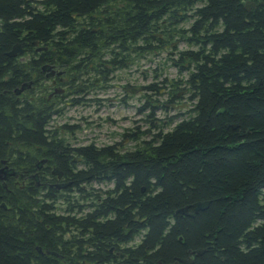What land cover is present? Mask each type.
<instances>
[{
	"label": "trees",
	"instance_id": "obj_1",
	"mask_svg": "<svg viewBox=\"0 0 264 264\" xmlns=\"http://www.w3.org/2000/svg\"><path fill=\"white\" fill-rule=\"evenodd\" d=\"M203 27L213 34L206 56L197 48ZM163 31L160 45L154 35ZM15 45L24 52L10 58ZM165 47V62L193 91L191 109L158 120L164 106L144 104L137 113L156 134L139 155L72 146L63 135L79 126L53 128L68 106L99 105L86 100L106 88L98 78L107 85ZM43 67L70 78L53 104ZM2 169L0 264H107L108 244L139 230L141 264L188 255L193 264H264V0H0ZM198 202L209 206L194 213ZM184 207L190 216L178 214ZM108 214L115 218L105 222Z\"/></svg>",
	"mask_w": 264,
	"mask_h": 264
},
{
	"label": "flooded vegetation",
	"instance_id": "obj_2",
	"mask_svg": "<svg viewBox=\"0 0 264 264\" xmlns=\"http://www.w3.org/2000/svg\"><path fill=\"white\" fill-rule=\"evenodd\" d=\"M207 29L205 27L202 28V32L200 35V41H199V45H198V51H205L206 47H203V45H205V43H209L210 41V36L213 34H207L205 33ZM221 31H224V27H217L216 29H214V34H219L221 33ZM154 37H157L160 45L166 44L167 43V37L164 34H158V35H154ZM175 43H171V47H174ZM209 45V44H208ZM166 48V47H165ZM167 49V48H166ZM208 54V51H205L204 55L206 56ZM205 60V59H203ZM154 71V70H153ZM51 72H54L53 76H50ZM156 72V70L154 71ZM58 73H61L60 75H58ZM47 75L49 76L48 78H46L45 82L48 85V91H47V99L46 101L50 104H53L56 100L59 99L60 96H63L65 94L68 93V86H69V81L70 78L67 77L66 72L63 71L60 68H52L50 71H47ZM160 75H158V73L156 72L154 74V78H160ZM184 76H182V80L184 81V86H183V90H178L175 91L173 89L174 86V82L176 80H169L166 79L167 84L165 86H163V88H161L158 93L152 91L150 89V87L152 86H157L158 84L160 86L161 83L163 82V80H159L158 82L156 80L152 81V83H150L147 86H142L141 88H136L133 85H125L121 90L123 95H120L118 97H116L115 99H111L109 100H104V99H98V98H94L92 97V93H90L87 97L86 100H98L99 101V105L95 102L93 103H89V105L91 106H75V107H67L66 110H83V109H89V108H94L93 114L95 115H100L104 110H107L109 107L108 105H111V108H118V109H123V108H131L134 110V113L136 114V117L133 119L132 121V125L131 127H126L124 129H121L120 133H117L116 135L113 136H109L107 134H104V137H107V139H109L110 141H106V143H99V138L98 135H96L95 133H92V137L87 139V141L83 144V145H94L95 147H107V146H112L113 149H115L117 151V154L119 156V159H122L125 155L126 152H135L136 155H139V153H137V151H139L140 146L142 145L143 142H151L154 140V138L152 137V135L156 134V131L154 130L155 128H152L151 125L147 122L146 120L147 118L145 117V115H141L138 112V110H140V108L147 103H154L158 106H164V109L159 108V110L156 112V117L158 120H160L159 117V113H165L164 118L166 117H172L173 115L177 114L178 112H183L185 110H189L191 109V104L189 102V98L192 96L193 91H191L189 84H187V79H183ZM179 80V79H178ZM174 81V82H173ZM100 82H102V80L100 78H98L95 81V86L97 87V84ZM200 86V85H199ZM102 87V86H101ZM185 88V89H184ZM136 89H140L139 91H137V93L139 94V102L140 105L139 107L135 108V107H129V99L131 100V97L134 96V94L136 93L135 90ZM98 90H102V89H98ZM96 91V90H95ZM108 103V105L106 104ZM110 103V104H109ZM69 108V109H68ZM90 110V109H89ZM92 112V111H90ZM89 112V113H90ZM106 113V111L104 112ZM91 115V114H90ZM103 115V114H102ZM100 116L98 121L99 122H93L91 121V118H89L88 116H84L81 117L79 120L81 122V124L84 122V124H89L87 126H92V127H102V121L105 119L102 118H107V117H103ZM79 120H75V121H70L69 120V124L70 126L73 125H77L79 126L78 122ZM123 120H129V118L124 117ZM101 122V123H100ZM112 125L117 124L116 121H112L111 122ZM64 124V123H63ZM159 122H155L153 126H157L158 127ZM80 126L78 130L74 131V134L76 135L78 133V131L80 130ZM144 133V134H143ZM134 135L135 140H131V137H127L125 138L126 135ZM143 134V136L141 135ZM137 138V139H136ZM118 139V140H117ZM81 145V146H83ZM57 173V172H56ZM53 174H55V172H53ZM58 177H61V174H57ZM100 190H102L104 192V196L107 197L108 195H110L111 197L114 196V194H112L110 191L112 190V184H106L104 183L103 185L99 186ZM58 190V189H57ZM113 218H115V215H111L108 214L107 218L105 219L106 221H111ZM143 221H140L138 217H134L133 219V225L135 226L137 223H139V225L142 224ZM134 228H139L137 225ZM123 229H126V227H124ZM144 234L141 230H139V233H137V235H135L134 239L127 242L126 244H123L121 242H119V240L115 241L114 243H110L108 244L110 246V249L108 250V259L109 262L107 264H129V263H140L141 259L136 258L135 257V250H137L142 244V240L144 238ZM76 245L72 244L71 246V250H75ZM189 253H187L188 255ZM192 255V254H191ZM193 257L194 256H190L188 255V258H183V260H191V264H193ZM141 264V263H140ZM174 264H182L181 261H177L174 262Z\"/></svg>",
	"mask_w": 264,
	"mask_h": 264
},
{
	"label": "rangeland",
	"instance_id": "obj_3",
	"mask_svg": "<svg viewBox=\"0 0 264 264\" xmlns=\"http://www.w3.org/2000/svg\"><path fill=\"white\" fill-rule=\"evenodd\" d=\"M176 44L174 45L177 47V49L184 50L187 48V46L183 43L175 41ZM177 45V46H176ZM171 50L170 48H167L161 52V54L157 56L149 55L147 58L137 60L134 65L129 68L128 70L119 71L115 74L113 80L108 82L107 85H100V82L97 84V86L105 87V89L102 90H96L92 93V97L98 98V99H104L111 100L115 99L116 97L123 95L122 88L123 85H133L136 88H141L142 86H147L152 81L156 80L157 82L164 79L169 80H178L181 78L178 76L177 70L170 65V63H166L165 59L167 56H169ZM158 75H160V78H154V74L156 72ZM139 94L136 92L133 97H131V100L129 99V107H139ZM108 105V103H106ZM110 104V103H109ZM91 107V106H90ZM108 109L104 110L100 115L93 114L94 108L89 109H83L81 111L79 110H68L66 111V117L62 119H55L52 122L53 128L60 126L61 124L65 122L75 121L79 120L81 117L88 116L91 118V121L93 122H99L98 119L102 115V118L105 119L102 121V127H92L87 126L89 124H84V122L81 124L80 120L78 122L79 126L81 127L78 133L75 135H63L65 139L70 143L72 146H81L83 145L87 139L92 137V133H95L98 135L99 143H106V141H110L107 139V137H104V134L109 135L110 137L113 135H116L117 133H120L121 129H124L126 127H131V123L133 119L136 117V114L134 113V110L131 108H111V105H108ZM69 109V108H68ZM92 111V112H90ZM106 111V113H104ZM90 112V113H89ZM91 114V115H90ZM165 113H159L160 119L164 118ZM124 117H128L129 120H123ZM116 121L117 124L112 125V121ZM101 123V122H100ZM118 140V139H117Z\"/></svg>",
	"mask_w": 264,
	"mask_h": 264
},
{
	"label": "water",
	"instance_id": "obj_4",
	"mask_svg": "<svg viewBox=\"0 0 264 264\" xmlns=\"http://www.w3.org/2000/svg\"><path fill=\"white\" fill-rule=\"evenodd\" d=\"M254 8V5L253 4H250V3H247L246 6H245V9L247 11H249L250 9ZM40 51V50H38ZM24 51L21 49V47L19 45H15L14 47H12L11 51L7 54L8 57L10 58H14L16 57L17 55H20L22 54ZM51 68L50 67H43L42 68V71L43 72H47V71H50ZM61 73H58V75H60ZM54 75V72H51L50 76H53ZM49 76L46 75V78H48ZM30 85L27 86V88H29ZM24 90V88L22 87L19 92H17V95H19L22 91ZM140 89H136L135 92L139 91ZM7 176V172H6V169H2L0 170V180H3L5 179ZM209 206V203L208 202H198V203H195L193 206H191V209L193 210L194 213H198V212H202V211H205ZM189 207H184L182 209H180L178 211V214L179 215H184V216H190V214H188V209ZM202 252H196V254L200 255ZM182 264H191V260H185V261H181Z\"/></svg>",
	"mask_w": 264,
	"mask_h": 264
}]
</instances>
